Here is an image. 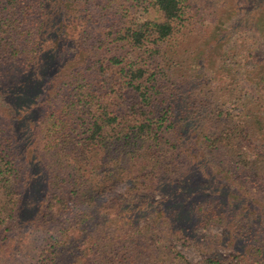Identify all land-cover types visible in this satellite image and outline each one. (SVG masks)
Masks as SVG:
<instances>
[{"label":"trees","instance_id":"obj_1","mask_svg":"<svg viewBox=\"0 0 264 264\" xmlns=\"http://www.w3.org/2000/svg\"><path fill=\"white\" fill-rule=\"evenodd\" d=\"M8 90L0 264H264V0H0ZM193 242L231 253L193 262Z\"/></svg>","mask_w":264,"mask_h":264},{"label":"rangeland","instance_id":"obj_2","mask_svg":"<svg viewBox=\"0 0 264 264\" xmlns=\"http://www.w3.org/2000/svg\"><path fill=\"white\" fill-rule=\"evenodd\" d=\"M62 9V10H61ZM60 10H58L55 14H54V21L53 24L55 25L57 23V27L58 24L59 25H63L64 23H66L65 20V12L66 9L63 7ZM65 11V12H64ZM147 20H157V21H162V16L161 13L157 12L156 10L152 9L151 11H149L148 13H145L144 11L140 12V21L144 22ZM105 30V28H100L97 29L96 33L97 35H100L101 33H103V31ZM249 31L247 29H243L241 32L238 31V33H236V37L234 38V40H230L229 41V46L230 47H237V43L235 41L236 38H238L239 36L243 37V36H248ZM63 41L61 43H59L56 48H55V54L53 56V60L51 63H48L44 68L41 67V69H44V79L42 81V85L40 90V97L38 100H33L32 104H34L35 106H38V108H40V111L42 110L41 113H46L47 109L49 108V106L45 103L47 102L48 98L50 99L51 96V91L53 90V87L55 85H57V83L59 81L62 80L63 75L66 73L65 70H62L61 68L63 67V63L70 59V55H71V49L70 48H64L63 47ZM218 67V66H217ZM203 69H205L204 71V75L207 76L208 78H212V73L214 71L213 68H209V67H204ZM59 80V81H58ZM31 87V85H30ZM32 88H34V86L32 85ZM37 88V86H36ZM63 97L65 96L64 91L62 93ZM56 99L55 103L58 102H63V100ZM56 106V104H55ZM62 106V103H61ZM19 111V109H18ZM15 106V102H14V97H13V92L8 90V92L4 93L2 91H0V114H5L6 117H9L10 114H16V112H18ZM19 113H21L19 111ZM17 127L15 128L16 130H18L19 132H22L23 135L28 136L29 133L31 132V129L29 125H27V123L22 122L21 120H19V122L17 121ZM27 126L26 131H24L23 129ZM12 130V129H11ZM10 131V130H9ZM162 196H155L156 200H160ZM224 233L223 230L221 228L218 227H213L210 228L209 230L202 232L203 235L207 236V237H212L213 235H220ZM225 235V233L223 234ZM207 244V243H206ZM199 245V244H194L190 243L187 246L183 247L181 244H179V248L181 247V250L184 252V254L193 262H197L199 260H201L205 255H213L214 253H219V254H223V255H227L231 253V249H229L228 247H222V246H217L213 243H208V245Z\"/></svg>","mask_w":264,"mask_h":264}]
</instances>
